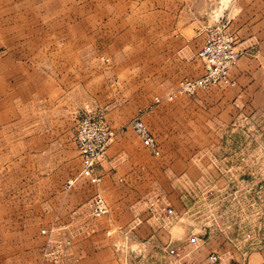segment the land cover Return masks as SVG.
<instances>
[{"label":"rangeland","instance_id":"374dc122","mask_svg":"<svg viewBox=\"0 0 264 264\" xmlns=\"http://www.w3.org/2000/svg\"><path fill=\"white\" fill-rule=\"evenodd\" d=\"M205 1L0 0V264H37L44 245L43 228L6 224L11 205L37 208L31 195L37 183L23 176L37 175L44 156L38 145L33 152L24 146L33 136L29 128L75 136L79 121L92 115L103 117L116 137L141 113L143 119L155 98L163 101L154 98V45H161L154 22L176 19L181 26L189 7L200 10ZM48 150L45 157H70L68 148ZM195 156L205 177L185 184L191 215L184 223L213 224L239 249L263 254L264 117L239 116L216 149Z\"/></svg>","mask_w":264,"mask_h":264},{"label":"crops","instance_id":"0c3cea01","mask_svg":"<svg viewBox=\"0 0 264 264\" xmlns=\"http://www.w3.org/2000/svg\"><path fill=\"white\" fill-rule=\"evenodd\" d=\"M222 4L226 8L224 20H229L230 30L244 52L231 69L232 84L216 85L193 97L178 95L168 101L166 96L182 79L204 74V63L197 54L206 37L204 29L207 24L216 23ZM203 5L200 10L195 5L189 7L191 13H186L181 26L176 19L173 24L154 22L156 42L161 41V45H154V98L161 97L163 101L156 104L155 98L154 106L145 111L143 119L159 141L161 154L153 155L132 128H124L110 142L106 158L98 165L101 183L79 178L68 188V181L81 170L74 133H65L61 128H29L33 136L24 140V146L33 152L38 145L40 156H44L43 160L40 157L42 164L37 175L23 176L24 183H37L31 189L37 208L8 207L9 229L24 230L31 225L42 229L55 223H70L83 231L74 246L79 264H119L112 248L114 239L106 231L116 224L130 223L138 213L145 219L144 199L155 190L163 191L168 202L182 210L188 188L185 184L205 177L203 164L195 154L216 149L224 129L239 116L264 117V0H206ZM167 16L172 17L169 13ZM53 130L60 135L52 136ZM51 145L70 149V157H45L50 154ZM97 193L106 199L110 214L93 219L88 202ZM151 233L147 221L138 229L140 238ZM40 237L43 245L44 237ZM247 251L246 264H264V252ZM37 264L49 263L40 253Z\"/></svg>","mask_w":264,"mask_h":264},{"label":"built area","instance_id":"2783aa9c","mask_svg":"<svg viewBox=\"0 0 264 264\" xmlns=\"http://www.w3.org/2000/svg\"><path fill=\"white\" fill-rule=\"evenodd\" d=\"M237 42L229 20L207 26L206 41L198 53L205 65L204 74L184 79L174 93L167 95V99L173 100L178 95L193 97L213 86L232 84L231 69L244 54ZM161 101L160 98L156 100L157 103ZM141 114L131 121L130 127L144 146L159 156L160 143ZM114 137L115 132L103 117L88 115L79 121L75 143L81 158V170L77 177L68 181V188L79 178L96 185L101 183L102 176L97 173V168L106 158ZM144 202L146 206L142 212L145 219L138 213L130 223L116 224L106 231V235L114 239L112 248L119 264H246L248 251L239 249L236 239L226 232H217L213 224L198 226L184 223L191 210L174 208L163 191L155 190ZM88 207L93 219L110 214V207L101 193L90 199ZM146 221L152 233L140 238L138 229ZM82 232L70 223H55L43 228L42 259L49 264H79L80 257L74 246L76 237ZM218 235H223V238ZM214 242L217 243L215 247L212 246Z\"/></svg>","mask_w":264,"mask_h":264},{"label":"water","instance_id":"95a60500","mask_svg":"<svg viewBox=\"0 0 264 264\" xmlns=\"http://www.w3.org/2000/svg\"><path fill=\"white\" fill-rule=\"evenodd\" d=\"M223 6V7H222ZM221 7H222V9H221V13L220 14H218L217 16H216V18H215V20H216V23H221V22H223L224 21V19H225V5H221ZM225 8V9H224Z\"/></svg>","mask_w":264,"mask_h":264}]
</instances>
